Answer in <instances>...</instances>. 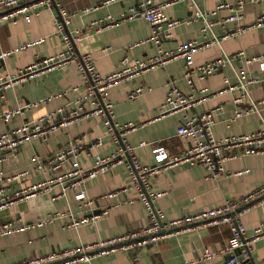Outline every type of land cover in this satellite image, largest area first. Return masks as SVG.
<instances>
[{
	"label": "crops",
	"instance_id": "0c3cea01",
	"mask_svg": "<svg viewBox=\"0 0 264 264\" xmlns=\"http://www.w3.org/2000/svg\"><path fill=\"white\" fill-rule=\"evenodd\" d=\"M139 1L61 0L62 6L71 14L67 28L71 31L81 30L82 36L76 43L77 50L90 52L101 73L107 74L119 69L120 59L124 54H128L131 58H148L156 52L155 45L150 41L130 46L132 42L148 36L150 32L149 24L143 17H133L99 30H96L92 23L108 13L127 10L129 6L136 5ZM195 1L202 10L215 9V13L209 17L216 21L212 29L219 37L225 32L232 31L238 23L242 25L252 23L264 6V0L255 2L245 0L239 21H224L223 18L229 11L226 7H218V4L224 1L233 5L237 0ZM94 5L96 8H92ZM85 8L89 9L85 10ZM192 9L190 0H174L164 8V12L169 19H184L191 14ZM56 14L55 7L40 6L37 14L32 15L29 21L21 17L16 22L0 21V51L18 48L24 42L43 37L0 58V76L7 72L13 73L19 67L64 48L61 35L53 33ZM202 24L203 21L198 19L173 26L171 36L162 41V48L169 50L182 41L203 40ZM239 50H244L247 55L262 53L264 27L247 28L240 33L227 36L221 41L220 46L217 44L202 46L193 53L192 57L194 63L200 64L218 57L222 51L234 53ZM183 65V58L178 56L110 88L116 119L121 123L130 121L135 124L126 134L130 143L136 145L140 140L162 139L170 153L178 152L190 144L187 137L176 134V127L184 112L177 111L166 115L158 113L170 81H173L183 92H193L195 96L200 94L199 88H207L208 96L186 109V113L204 112L215 108L211 132L216 138L228 134L246 133L262 124L264 104L260 105L261 115L251 112L233 117L236 107L233 99L238 91L231 89L213 93L225 85L224 77H227L230 83L236 81L233 67L245 65L247 72L258 79L249 85L251 97L255 100L263 98L264 71L260 70L258 62L245 64L242 59L235 58L232 65L227 64L217 72L203 78L194 77V90L183 77ZM80 83L81 77L75 62H68L3 88L0 92V131L19 126L25 120L67 103L73 93L69 91L65 95L46 100L24 110L21 114H15L7 122L1 116L6 109ZM137 86L143 87L142 92L130 97L129 93ZM79 134H85L87 138L98 136L102 138L101 145L89 152H82L79 156V162L84 168L92 164L95 153L104 155L115 148L101 118L91 116L57 129L46 139L35 137L23 142L15 154H8L4 159H0V169L8 173L26 170L25 177L12 183L14 188L53 179L70 167L69 162H64L60 169L42 171L36 168L37 162L32 159V156L38 154L41 160H44L69 139ZM135 151L142 163L153 162L150 146L136 147ZM243 169L245 171L242 173L233 174ZM207 174L206 168L201 163L192 165L178 163L162 169L158 174L151 175L150 190L158 193L154 205L162 209L165 218L171 219L218 206L227 198L239 199L264 184V152L228 159L223 167L216 171L215 176L207 177ZM129 182L130 177L123 163H118L104 173L86 178L82 183L69 187L66 195L62 197H55L60 191V184L53 180L49 182L50 187L47 190H41L29 198L19 199L0 210V222L16 217L26 222L35 221L56 210L65 211L68 207L80 216L84 212L80 210L79 203L74 198V194L79 189H84L88 196L97 198L100 194ZM125 197L132 198V201L125 200ZM118 199L122 202L110 206L108 212L93 224L68 226L70 218L62 215L57 216L52 222L0 235V264H15L29 258L50 254H55L54 259L58 260L54 264H87L81 260L73 262L68 257L61 256V253L80 245H92L112 236L139 230L149 221L146 207L136 198L134 188L129 189L125 194H120ZM103 204L101 200L95 202V206ZM239 218L247 232H253L256 225L264 218V200L254 201ZM228 235L229 229L226 224H209L192 228L177 227L168 236L149 241L129 251L111 248L103 252L101 251L103 247H93L87 252L92 255L93 264H131L133 256L142 263L180 264L185 259L196 258L204 248L219 250L223 247ZM252 258L255 264H261L264 258V236L254 241ZM220 259V256H216L212 260H201L195 264H212Z\"/></svg>",
	"mask_w": 264,
	"mask_h": 264
},
{
	"label": "built area",
	"instance_id": "2783aa9c",
	"mask_svg": "<svg viewBox=\"0 0 264 264\" xmlns=\"http://www.w3.org/2000/svg\"><path fill=\"white\" fill-rule=\"evenodd\" d=\"M173 1L140 0L136 5L129 6L127 10H122L119 13H108L92 22L96 30H99L104 27L117 25L121 21L133 17H143L149 24L150 32L148 36L132 42L130 46L150 41L156 47V52L148 58H131L128 54H124L120 59L121 66L119 69L103 74L97 69L94 57L90 52H79L77 50L76 43L82 36L81 30L75 29L71 31L67 28L71 14L62 6L61 0H0V21L16 22L19 17L29 21L32 15L37 14L40 6L55 7L57 14L54 18L55 28L53 33L60 34L64 40V48L61 50L19 67L13 73L7 72L1 75L0 92L3 88L33 77L39 72L50 70L68 62H75L81 77L80 84H75L42 98L8 108L2 112L1 116L7 122L15 114H21L24 110L37 106L46 100L65 95L69 91L73 93L67 103L25 120L19 126L0 131V159H4L8 154H15L19 146L29 139L35 137L46 139L50 133L57 129L66 127L78 119L91 116L101 118L109 139L115 144V148L108 154L95 153L92 164L88 168H84L79 162V156L82 152H89L96 146L101 145L102 138L100 136L87 138L85 134H79L69 139L44 160H41L38 154L32 156V159L37 162L36 168L42 171L57 170L62 167L64 162H69L70 167L66 171L55 178L53 177V179L29 183L15 188L12 183L25 177L27 174L26 170L8 173L0 169V210L14 204L19 199L29 198L35 196L41 190H47L50 187L48 185L49 182L53 180L60 184V191L55 197L65 196L69 187L82 183L86 178H92L104 173L118 163L125 165L130 177L128 184L111 189L106 193L100 194L97 198H92L86 194L84 189H79L74 194V198L78 201L80 210L84 212L80 216H77L68 207L65 211L56 210L41 219L30 222L16 217L0 222V235L21 231L45 222H52L57 216L62 215H67L70 218L68 226L76 227L84 223L93 224L108 212L110 206L122 202L121 199H118L120 194H125L129 189L134 188L136 198L142 202L147 210L149 221L145 227L100 240L92 245H80L64 250L61 256L68 257L73 262L81 260L87 262V264H93L91 261L92 255L87 252L93 247H103L104 249L101 250L103 252L111 248L129 251L149 241L166 237L177 227L192 228L209 224H226L229 229V235L222 248L219 250L204 248L196 258L185 259L180 264H195L201 260H212L216 256H220L221 259L212 264H255L252 258L253 243L260 236H264V218L256 225L253 232L249 233L239 217L254 201L264 200V184L254 188L239 199L227 198L218 206L206 208L182 217L167 219L162 209L154 205V200L158 193L150 190L149 177L153 174H158L164 168L178 163L188 165L201 163L208 172L207 177L215 176L216 171L221 169L224 162L228 159L250 153L264 152V119L262 118V124L259 127L249 132L228 134L216 138L211 132L215 108L204 112L186 113V109L208 96L207 88H199L200 94L195 96L193 92H183L173 81L168 84L158 113L166 115L177 111L184 112L181 121L176 127V134L187 137L190 140L188 146L178 152L170 153L162 139L140 140L138 144L134 145L128 141L126 134L135 124L130 121L121 123L116 119L114 102L110 97V88L140 72L163 65L168 60L178 56L184 60L183 77L192 90H194V77L203 78L217 72L227 64L232 65V61L235 58L242 59L245 64L253 61L258 62L260 70L264 71V51L254 55H247L244 50L234 53L222 51L218 57L200 64L194 63L192 57L193 53L202 46L210 44L220 46L221 41L227 36L240 33L247 28L264 27V6L252 23L248 25L238 23L232 31L225 32L219 37L212 29L216 21L209 17L215 13V9L202 10L195 0H190L193 9L189 16L184 19H169L164 12V8ZM250 1L255 2L257 0ZM244 2L245 0H237L233 5L224 1L220 2L218 7H226L229 11L223 20L239 21L242 16L241 10ZM92 8H96V6L94 5ZM88 9L85 8V10ZM198 19L203 21L201 27L203 40L191 39L182 41L175 48L169 50L162 48V41L171 36V28L173 26L181 22H190ZM42 38L24 42L19 47L28 46ZM18 48L1 50L0 58ZM233 70L236 81L230 83L228 78L224 77L225 85L213 93H221L231 89L238 91V94L233 99L236 105L233 117L251 112L261 115L260 105L264 104V97L255 100L249 92V85L257 81V77L251 76L247 72L245 65L233 67ZM142 90V86H137L129 93V96L134 97L141 93ZM145 145L150 146L152 163H142L136 154V147ZM243 171L245 169L237 170L233 174H239ZM100 200L104 204L95 206V202ZM108 200L111 201L109 202ZM125 200L132 201V198L125 197ZM54 258L55 254H50L29 258L15 264H54L58 261ZM131 264L152 263H142L136 256H133ZM159 264L166 263L162 262ZM261 264H264V258L261 260Z\"/></svg>",
	"mask_w": 264,
	"mask_h": 264
},
{
	"label": "water",
	"instance_id": "95a60500",
	"mask_svg": "<svg viewBox=\"0 0 264 264\" xmlns=\"http://www.w3.org/2000/svg\"><path fill=\"white\" fill-rule=\"evenodd\" d=\"M43 264H46V263H43Z\"/></svg>",
	"mask_w": 264,
	"mask_h": 264
}]
</instances>
